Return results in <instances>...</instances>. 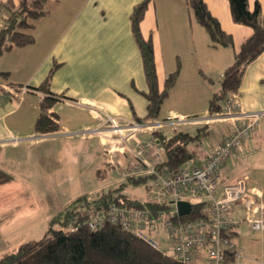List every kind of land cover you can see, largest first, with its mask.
I'll return each mask as SVG.
<instances>
[{
    "label": "crops",
    "instance_id": "crops-1",
    "mask_svg": "<svg viewBox=\"0 0 264 264\" xmlns=\"http://www.w3.org/2000/svg\"><path fill=\"white\" fill-rule=\"evenodd\" d=\"M141 1L83 0L56 40H48L52 26L41 35L35 22L32 44L3 52L0 71L7 74H0V85L8 84L17 92L0 103V169L13 176L0 189L13 190L16 198L14 191L21 186L47 187L73 192L69 200L75 199L94 190L96 177L106 166L122 174L130 169L133 157L127 147L155 132L167 137L182 132L195 138L187 147L198 163L229 134V121L210 120V100L253 28L234 21L229 0H204L234 41V46H214L188 0H151L141 30L145 37L152 36L160 87L178 65L180 72L159 117L143 120L149 85L131 26V13ZM256 3L264 14V0H249V8L253 10ZM53 69L48 87L57 100L49 113L56 114L60 127L41 134L35 123L41 100L49 93L37 88ZM235 93L242 109H264V51L246 66ZM108 117L115 119L122 132L115 131ZM129 122L143 126L129 136ZM256 144L259 150L247 163L226 162L223 184L243 176L250 192L260 198L264 197V120ZM234 232L249 258L264 261V230H253L243 221Z\"/></svg>",
    "mask_w": 264,
    "mask_h": 264
},
{
    "label": "built area",
    "instance_id": "built-area-1",
    "mask_svg": "<svg viewBox=\"0 0 264 264\" xmlns=\"http://www.w3.org/2000/svg\"><path fill=\"white\" fill-rule=\"evenodd\" d=\"M16 92L17 89L8 84L0 85V103L15 96ZM221 102L223 110L211 114L210 120L229 121L232 129L201 163L189 159L177 171L164 167L167 146L156 136L138 140L134 147H127L133 162L130 169L123 171V176L154 179L149 198L143 200L150 202L152 207L104 200L101 196L72 205L66 224L57 223L55 227L66 232H77L85 226L98 231L114 224L182 264L200 261L204 264H264L263 260L245 254L234 232L243 221H247L253 230H264V197L256 198L243 176L223 184L228 160L244 164L259 150L256 139L264 120V109H242L235 92L226 93ZM108 119L116 132H122L114 118ZM142 126L129 122V136ZM221 185L222 195L219 196ZM180 201L193 204L189 215L179 213ZM197 203H204L202 215L192 216ZM235 204L246 209L244 217H235Z\"/></svg>",
    "mask_w": 264,
    "mask_h": 264
},
{
    "label": "trees",
    "instance_id": "trees-1",
    "mask_svg": "<svg viewBox=\"0 0 264 264\" xmlns=\"http://www.w3.org/2000/svg\"><path fill=\"white\" fill-rule=\"evenodd\" d=\"M49 1L0 0V9L4 15V20L0 23V56L6 50L26 46L35 41L34 35L24 29H32L35 22L48 13ZM150 1L142 0L131 13L132 31L141 50L149 85L148 91L144 93L148 106L143 120L159 117L162 104L168 98L180 72L178 65L177 69L167 76L163 87H160L152 36L145 37L141 30V22ZM229 2L234 21L251 26L253 34L242 43L235 54V61L225 70L221 88L214 92L210 100L211 114L223 110L221 100L225 94L238 90L246 66L264 51V14L261 12L260 4L256 3L255 8L251 10L249 0H229ZM188 4L197 21L208 31L214 46H234L232 35L222 28L204 0H188ZM53 72L54 69L37 88L49 93L41 100L40 112L35 123L36 132L41 134L56 132L60 127L56 114L49 113V109L57 100L48 87ZM0 74L6 75L7 72L0 71ZM155 136L167 146L164 167L177 171L186 160L193 158L194 154L187 145L195 138L189 134L179 132L167 137L161 132H155ZM12 179V174L0 169V184ZM129 179L134 183H141L146 177ZM122 188L123 184L117 190ZM83 198L87 200L86 196H82L76 201ZM101 198L114 199L138 207H152L150 202L131 197L124 192L116 197L110 192ZM72 205L73 203L66 206L50 220L45 237L21 244L16 250L4 255L0 259V264H182L114 224H109L98 231H91L86 226L77 232H66L63 228H56L57 223L62 226L66 224ZM203 205L204 203L195 204L192 216H201Z\"/></svg>",
    "mask_w": 264,
    "mask_h": 264
},
{
    "label": "rangeland",
    "instance_id": "rangeland-1",
    "mask_svg": "<svg viewBox=\"0 0 264 264\" xmlns=\"http://www.w3.org/2000/svg\"><path fill=\"white\" fill-rule=\"evenodd\" d=\"M82 1L50 0L47 6L48 13L36 21L39 24V34L42 35V31H45L44 28L52 26L48 40H56L62 29L73 20ZM3 20L4 15L1 13L0 23ZM30 22L32 21L30 20ZM24 31L31 32V29L27 28ZM193 159L199 160V158ZM152 181L154 179L148 178L145 182L134 183L130 179L124 178L120 169L106 166L102 174L97 175L94 190H87L85 196L87 200H92L108 192H111L114 197L125 192L131 197L146 200L149 198ZM121 183L125 184L123 189L117 190L116 188ZM72 194L73 192L70 191L61 192L47 187L35 190L21 186L14 191L16 198H13V190L0 189V259L19 248L23 243L45 237L48 233L49 221L55 212L72 203L76 205L79 201H87L85 198L76 201L77 197L69 200ZM235 210V217L245 216L246 209L241 204H235ZM163 240L165 241V236H163ZM196 264H204V262L200 261Z\"/></svg>",
    "mask_w": 264,
    "mask_h": 264
},
{
    "label": "water",
    "instance_id": "water-1",
    "mask_svg": "<svg viewBox=\"0 0 264 264\" xmlns=\"http://www.w3.org/2000/svg\"><path fill=\"white\" fill-rule=\"evenodd\" d=\"M178 207H179V213L185 216L191 213L193 204L189 201H180L178 203Z\"/></svg>",
    "mask_w": 264,
    "mask_h": 264
}]
</instances>
